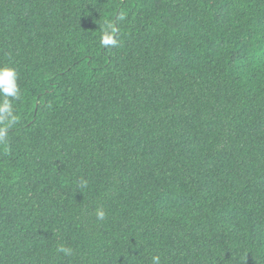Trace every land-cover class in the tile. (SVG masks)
<instances>
[{
    "label": "trees",
    "instance_id": "obj_1",
    "mask_svg": "<svg viewBox=\"0 0 264 264\" xmlns=\"http://www.w3.org/2000/svg\"><path fill=\"white\" fill-rule=\"evenodd\" d=\"M0 67V264H264V0H0Z\"/></svg>",
    "mask_w": 264,
    "mask_h": 264
},
{
    "label": "clouds",
    "instance_id": "obj_2",
    "mask_svg": "<svg viewBox=\"0 0 264 264\" xmlns=\"http://www.w3.org/2000/svg\"><path fill=\"white\" fill-rule=\"evenodd\" d=\"M111 29V25L108 26ZM101 43L103 45L116 46L117 41L111 37L102 38ZM18 74L15 69L10 67H0V96H3L4 102L0 104V123L4 126L0 127V140L5 137V134L13 123H15L16 117L13 114V105L9 102L8 98L18 99L20 94V89L17 84ZM105 212L98 211L97 218L104 219ZM59 251L63 252L65 255L71 254V249L66 247H61ZM152 264H160V257L153 256Z\"/></svg>",
    "mask_w": 264,
    "mask_h": 264
}]
</instances>
